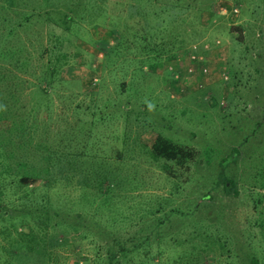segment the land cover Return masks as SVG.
I'll use <instances>...</instances> for the list:
<instances>
[{
  "label": "rangeland",
  "instance_id": "obj_1",
  "mask_svg": "<svg viewBox=\"0 0 264 264\" xmlns=\"http://www.w3.org/2000/svg\"><path fill=\"white\" fill-rule=\"evenodd\" d=\"M0 68L21 115L0 149L34 179L0 194V264H43L28 250L44 205L58 264L140 240L142 264H264V0H0ZM156 135L193 152L174 175L145 157Z\"/></svg>",
  "mask_w": 264,
  "mask_h": 264
},
{
  "label": "trees",
  "instance_id": "obj_2",
  "mask_svg": "<svg viewBox=\"0 0 264 264\" xmlns=\"http://www.w3.org/2000/svg\"><path fill=\"white\" fill-rule=\"evenodd\" d=\"M8 3L13 4L14 2H10L8 1ZM193 50V49H192ZM13 55V54H12ZM11 55V56H12ZM174 57V53H170L167 55L168 59H171ZM17 58V57H16ZM156 59H158L157 57H154ZM16 61V60H15ZM155 61V60H154ZM148 65H152L151 62H147ZM11 75L10 76H16L17 74L14 72H10ZM6 73L0 68V79L6 77L5 76ZM8 75V77H10ZM15 84V82H14ZM15 86V85H14ZM2 94L0 97V140L1 142V146H5L6 142L9 141V134H10V124L12 122H17V116L20 117L21 115H17V113H12L9 109L8 105H5L6 101H2ZM13 106L15 107L16 104L12 103ZM7 109V110H4ZM15 114V115H13ZM17 138V137H16ZM8 148V146L6 147ZM6 148H1L0 149V153H2V155L0 154V194H5V192L8 193H13V189L16 190L20 187L21 184H25L27 182H30L32 180H34L33 178H28L26 176L23 175H18L16 171L13 170L14 167L18 166V165H14L13 162L17 161V162H21L22 158H19L20 156H23V153H18L16 156H11L10 153H5V149ZM192 150L190 149H186L184 148L182 145L168 139L167 137H163L161 135H156L155 139L151 142V144L146 148L145 150V157H151L153 159H157V158H161L163 163H166L162 166V168L165 169L166 172L169 173V175H174V167L172 166V162H167L169 160L174 161V164L177 165H184L185 164V160L187 159H191V155H192ZM237 155V148H233L231 153L224 156L222 158L223 162L221 163V165H223L224 163H227L230 160H233L235 158V156ZM53 152L52 155L47 154L46 157L41 158V160L44 162H40L39 167L42 170H47V173H42L41 177L44 175L43 178V182H41L43 184V186L45 188L51 186L52 184H54V181L56 179L55 174H50V173H54L55 168H54V164H53ZM68 167L72 166V164H66ZM59 168V167H58ZM75 168V166H74ZM39 169V170H40ZM11 171L13 173L14 176H10V172ZM105 174V173H104ZM115 176V174L113 173V171H108V174L106 177L109 178H113ZM11 177V178H9ZM121 177H119L117 175V179L119 180ZM36 179V178H35ZM94 179V178H93ZM219 179L223 180V188L228 190L230 188V186L233 185V180L231 178H225L223 176H219ZM70 179H67V181ZM77 182L79 183V185H81V180L77 178ZM10 184H12V190L10 189ZM9 185V191H6L5 187H7ZM95 186V185H92ZM99 186V185H98ZM105 187L108 186V183L104 185ZM98 188H101L100 186ZM102 190V189H101ZM105 190V189H103ZM47 195V194H46ZM47 197V196H46ZM47 203V202H46ZM48 204V203H47ZM31 210L28 212L27 210H19L17 213L21 214V217L24 218V216H26L27 214L32 215ZM15 213V214H17ZM40 214V215H39ZM39 217H36L37 221H33L32 225H34V227L36 228V232H37V239L43 243V247L41 248L40 251L38 250H32L29 248V253H34L35 254H40L37 255L43 264H53L52 261L54 262V264H58V261H56V257L54 259V257L52 256L53 253V246L56 245H60L63 243L62 238H60L59 236H57L53 231V228H55L56 226L59 225L60 220L57 218L56 214L58 215V211L52 209V207L50 206H41L39 209ZM2 212H0V219L6 218L4 217ZM10 215H13L10 213ZM14 224V223H13ZM141 241V240H140ZM140 241L139 242H133L131 247H124L122 246L121 243H119V246L117 247V249L111 251L108 255V262L107 264H118L123 262L124 264H142L139 262V259H141V255L140 253H135V251H133V248H136L138 252H143L142 253V258H147L149 259L146 255L148 254V249L145 248L143 250V246L140 245ZM19 242V241H18ZM20 244V243H19ZM47 245V246H46ZM18 249H23V247L21 245H16ZM143 250V251H142ZM118 252H120V255H122V258L120 259H115L116 257V253L118 254ZM115 259V260H114ZM134 259V260H133ZM51 260V261H50ZM195 264H202V260L198 259L194 261ZM146 264V262L144 263Z\"/></svg>",
  "mask_w": 264,
  "mask_h": 264
},
{
  "label": "built area",
  "instance_id": "obj_3",
  "mask_svg": "<svg viewBox=\"0 0 264 264\" xmlns=\"http://www.w3.org/2000/svg\"><path fill=\"white\" fill-rule=\"evenodd\" d=\"M195 46H193V48H194ZM189 57H190V60L192 61V62H195L196 60H198L200 57L199 56H195V54H193L192 52L191 53H189ZM201 68L199 69V71L202 73H204V72H206V68H205V66H200Z\"/></svg>",
  "mask_w": 264,
  "mask_h": 264
}]
</instances>
